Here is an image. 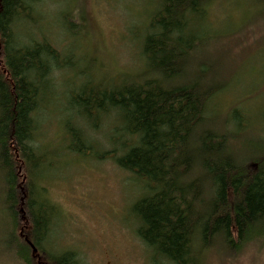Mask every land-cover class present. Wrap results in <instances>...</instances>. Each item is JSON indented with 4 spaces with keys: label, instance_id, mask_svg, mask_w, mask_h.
Listing matches in <instances>:
<instances>
[{
    "label": "trees",
    "instance_id": "16d2710c",
    "mask_svg": "<svg viewBox=\"0 0 264 264\" xmlns=\"http://www.w3.org/2000/svg\"><path fill=\"white\" fill-rule=\"evenodd\" d=\"M36 1L0 0L4 201L16 227L24 220V210V231L33 245L16 237L8 246L25 264H35L36 256L45 257L48 264H79L73 250L53 253L50 236L57 208L39 182V167L47 160L36 140L40 107L51 102L45 92L56 89V72L65 68V57L47 39L18 41L16 27L29 18L27 12L34 13ZM211 2L161 0L150 17L152 32L145 36L144 69L108 83L88 79L71 95L81 106L83 123L112 119L115 145L102 156L109 155L119 167L146 181L150 192L132 209L136 233L154 252L155 264H201V252L215 243L238 252L249 241L264 240V146L257 156L238 161L231 132L207 117L209 102L227 85L216 61L206 72L197 67L193 79L187 76L189 62L210 41L206 30L200 32L196 25L205 21ZM262 20L264 25V14ZM207 78L209 83H204ZM116 122L125 126H114ZM81 124L74 127L66 121L69 149L88 155L93 144ZM18 163L25 170L22 181ZM22 184L26 194L21 195Z\"/></svg>",
    "mask_w": 264,
    "mask_h": 264
},
{
    "label": "rangeland",
    "instance_id": "374dc122",
    "mask_svg": "<svg viewBox=\"0 0 264 264\" xmlns=\"http://www.w3.org/2000/svg\"><path fill=\"white\" fill-rule=\"evenodd\" d=\"M252 2L212 0L205 21L196 25L200 32L206 30L210 41L187 68L188 78L193 79L197 67L206 72L216 61L222 80L227 81L209 102L206 115L216 127L231 132L238 161L257 156L264 146V3ZM160 6L161 0H37L34 13L27 12L29 18L16 27L19 42L44 38L65 57V68L56 72V89L45 92L51 102L40 107L36 140L47 157L39 167L43 177L39 182L57 208L50 246L53 253L75 251L79 264H155L154 252L136 233L138 221L132 209L149 194L146 181L119 167L109 155L102 156L115 145L112 119L83 123L81 106L71 95L88 79L119 81L144 69L145 36L152 32L150 17ZM203 82L209 83L208 78ZM66 121L73 126L82 123L92 153L69 149ZM115 125L125 126L124 122ZM17 170L24 180L22 164ZM3 182L0 169V264H25L8 244L16 237L31 242L24 231L26 215L23 210L24 220L16 227L4 201ZM20 192L26 194L24 184ZM200 257L201 264H264V240L249 241L238 252L215 243ZM45 259L36 256L34 261L48 264Z\"/></svg>",
    "mask_w": 264,
    "mask_h": 264
},
{
    "label": "water",
    "instance_id": "95a60500",
    "mask_svg": "<svg viewBox=\"0 0 264 264\" xmlns=\"http://www.w3.org/2000/svg\"><path fill=\"white\" fill-rule=\"evenodd\" d=\"M31 245H32V243L31 242H29ZM33 246V245H32ZM34 250H36L35 248H34Z\"/></svg>",
    "mask_w": 264,
    "mask_h": 264
}]
</instances>
